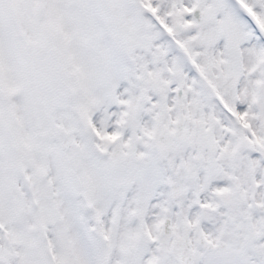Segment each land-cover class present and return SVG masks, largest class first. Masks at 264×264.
Wrapping results in <instances>:
<instances>
[{
	"label": "snow or ice",
	"instance_id": "1",
	"mask_svg": "<svg viewBox=\"0 0 264 264\" xmlns=\"http://www.w3.org/2000/svg\"><path fill=\"white\" fill-rule=\"evenodd\" d=\"M0 264H264V0H0Z\"/></svg>",
	"mask_w": 264,
	"mask_h": 264
}]
</instances>
